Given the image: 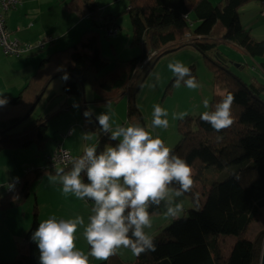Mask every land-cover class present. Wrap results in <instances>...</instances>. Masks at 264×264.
<instances>
[{
	"label": "trees",
	"instance_id": "trees-1",
	"mask_svg": "<svg viewBox=\"0 0 264 264\" xmlns=\"http://www.w3.org/2000/svg\"><path fill=\"white\" fill-rule=\"evenodd\" d=\"M127 1L133 45L140 48V54L131 59H117L109 67L96 28L84 31L67 49L51 53L40 62L17 97L4 95L9 102L0 107V152L29 148L36 142L44 144L48 120L39 118L27 122L31 116L26 119L24 116L40 92L54 78L63 77L65 72L68 74V78L63 79L66 95H78L85 100L84 88L91 85L96 93V103L127 96L128 121L143 124L136 94L144 75L165 53L185 46L194 47L204 54L217 85L224 91V94L214 96L209 111L223 95L231 93L234 96L231 105L233 123L217 132L201 119V115H187L178 120L180 140L171 150L186 159L193 171L194 185L185 195L196 208L184 210L180 218L154 235L156 251L135 255L133 264H260L264 230L254 238L249 237L248 231L264 212V85L253 79L244 82L230 71L228 62L233 60L224 61L220 57L222 45H230L251 57H264V39H256L252 29L246 28L241 20V8L253 0H221L216 4L211 0H191L190 6L187 0ZM82 2L93 25L98 27L97 3L93 0ZM190 12L194 14L193 19L189 17ZM113 19L111 17L107 22L109 32L116 30ZM260 67L264 71V62ZM191 70L194 75L195 68ZM91 122L84 115L85 129L91 128ZM20 126L21 129L16 130ZM97 135L99 152L110 140L100 128ZM48 155L42 164L27 169L14 190L0 189L1 213L6 214L24 203L31 195L33 185L47 176L46 172L54 174L48 164ZM63 167H70V164ZM196 182L200 183V189ZM195 193L199 194L198 198ZM149 211L153 216L161 211V207H152ZM39 222L36 203L32 225L22 244L25 253H20L13 261L0 259V264H40L38 245L31 239ZM204 222L213 227L207 230ZM221 235L236 238L228 256L223 254L219 243ZM95 264L129 263L113 255Z\"/></svg>",
	"mask_w": 264,
	"mask_h": 264
},
{
	"label": "rangeland",
	"instance_id": "rangeland-1",
	"mask_svg": "<svg viewBox=\"0 0 264 264\" xmlns=\"http://www.w3.org/2000/svg\"><path fill=\"white\" fill-rule=\"evenodd\" d=\"M56 1L70 7L72 2H79V4L86 9L82 0ZM93 1L96 2L99 7L100 17L98 19V27H95L91 19H89L86 21V24L78 28V31L82 30L83 32L91 28H96L98 30L100 33L102 53L109 59V67H112L117 59L126 60L139 55L140 48L133 45L132 24L127 12L128 1ZM211 1L216 4L221 0ZM187 3L189 6L192 4L191 0H187ZM260 9L262 8L259 0H253L241 8V18L243 25L252 29L253 36L256 37V39L262 40L264 39V14H262ZM10 10L12 11V9ZM111 17L114 18L113 20L116 23V30L113 34L107 29V22H110ZM189 17L191 19L194 18L193 12L189 13ZM12 37L17 38L13 32ZM80 37L81 35L75 40V43ZM61 39L62 38L59 39V42ZM49 43L50 42H48L46 45L47 47L44 48L45 50L42 49L44 50V57L56 50H64L75 44L72 42L73 44H68L66 46L62 44L60 48H52L51 45H48ZM220 51L225 54L224 57L227 59L226 61L233 60V62H228L229 69L233 75L240 77L244 82H249L250 79H253L264 85V71L260 67V63L264 62V57H251L230 45L220 46ZM0 53V75H4L3 71L8 67L7 62L11 57L4 54L1 46ZM32 54L36 53L34 52ZM170 61H180L190 69L195 68L194 75L200 86L193 90L187 88L185 84L181 82L180 86L177 87L175 85L176 77L167 67ZM155 73L159 74L160 79L158 82L155 79ZM12 83L13 85H18L19 78L14 77ZM63 83L62 77H56L50 82L33 113L30 115L31 117L29 116L30 118L27 121L30 122L39 118L48 120L49 129L47 140L44 144L36 142L29 148L8 149L0 152V181H4L0 184L1 191L6 190L5 185L12 183L16 177H22L28 168L42 164L45 161V155L53 153L61 143L65 149L69 150L75 157L81 156L87 146L93 144L97 146V131L100 126L96 117L102 112H107V108L105 107L107 102H95L96 93L91 85H86L84 88L85 100L78 95H66L63 91ZM0 84L2 83L0 82ZM24 86L21 89L12 88L0 90V93L6 96L17 97ZM221 91H223V89L217 85L214 73L208 67L204 54L194 47L185 46L165 53L157 59L153 67L147 71L142 79L141 87L136 94V104L147 130L152 132L153 135H159L164 140L165 144L172 149L180 140V134L178 132L179 119L174 118V114L187 112V115H201L204 111H209L210 102L214 96L220 94ZM262 98L264 101V95ZM205 99L209 100L208 109H205L203 106V101ZM110 103L115 113V115L111 116L110 120L113 128H115L117 124H131L127 118L128 97L119 98L116 101H110ZM157 104L168 112L167 119L169 123L167 128L151 127L152 113L154 106ZM86 109L92 110L90 129H85L83 125L84 112ZM21 127L22 126L16 130H20ZM85 134L90 135L92 139H83ZM113 142L118 143V141H109L106 144H113ZM195 184L196 187L199 189L201 188L199 182ZM61 187L62 186L59 184L54 186L50 185L48 176H45L42 181L33 185L31 195L24 203L12 208L6 214L0 212V259L2 261H13L20 253H25V250L22 248L24 235L26 233L24 231L27 226L30 228L32 225L36 203L38 205L40 221L52 215H55L57 218L65 219L75 218L77 215H80L84 217L85 224L88 223V217L91 214L93 202H88L87 200L82 201L72 195L65 197L60 190ZM179 199L183 200L184 210L196 208L188 196L184 195ZM151 219L152 228L145 229V231L152 236L157 235L165 226L169 225L174 220L165 215L163 206H161V211L159 213L151 216ZM204 225H206L207 230L208 227H213L210 223L206 222H204ZM263 230L264 212L250 225L248 235L254 238ZM83 231L84 226H78V230L75 234L76 246L87 254L90 251V246L83 236ZM233 237L234 236L231 235H221L219 238V243L225 256H228L230 252L232 247L231 238ZM116 255L129 264H133L136 260L135 255L128 248L119 249ZM89 261L90 264H95L101 260L89 257Z\"/></svg>",
	"mask_w": 264,
	"mask_h": 264
},
{
	"label": "clouds",
	"instance_id": "clouds-1",
	"mask_svg": "<svg viewBox=\"0 0 264 264\" xmlns=\"http://www.w3.org/2000/svg\"><path fill=\"white\" fill-rule=\"evenodd\" d=\"M167 67L176 77L177 87L181 82L193 90L200 86L182 62L170 61ZM154 75L158 82L159 74ZM62 78L67 79L68 74L65 72ZM233 101L231 93L223 95L213 110L201 114V119L217 132L230 127ZM8 102L0 93V107ZM203 106L209 108L208 99ZM105 107L107 112L98 114L96 119L109 140L118 143H108L99 152L96 145L87 146L81 156L70 159V167L60 166L53 156L54 174L46 172L49 184L61 185L65 197L90 200L93 206L87 224L80 215L70 219L52 215L39 222L31 239L38 245L40 264H90L89 257L106 261L121 248L130 249L136 256L155 252L154 237L145 231L152 228L149 209L163 206L165 215L173 219L180 218L184 211L179 198L191 192L194 185L186 159L174 154L159 135H153L145 126L126 123L113 128L110 120L115 113L111 103ZM187 114L180 112L174 118L183 119ZM84 115L90 121L92 110L86 109ZM167 116L166 109L155 105L151 127L167 128ZM83 139L92 137L85 134ZM18 180L16 177L5 187L14 190ZM198 195L194 194L197 198ZM78 226H84L83 236L90 246L87 254L76 246Z\"/></svg>",
	"mask_w": 264,
	"mask_h": 264
},
{
	"label": "crops",
	"instance_id": "crops-1",
	"mask_svg": "<svg viewBox=\"0 0 264 264\" xmlns=\"http://www.w3.org/2000/svg\"><path fill=\"white\" fill-rule=\"evenodd\" d=\"M20 1L21 3L16 8H12V11L9 9L7 10L8 12H3L6 27L22 42L35 44L39 40H47L51 37L53 41L48 45H51L52 48H60L62 44L66 46L73 44L72 42L75 43V40L84 31L88 30L86 29L83 32L82 30L78 31V28L86 24V21L90 19L85 7L79 4V2H72L70 7L65 4H60L56 0ZM259 2L262 8V1L259 0ZM60 38L62 39L59 42ZM44 50L35 49L29 54L21 56L8 55L11 58L7 62L8 67L3 71L4 75H0V82L2 83L0 84V90L12 88L21 89L25 84L27 85L40 62L49 56L45 55L46 57H44ZM34 52L36 54H32ZM14 77L19 78L18 85H13L12 79ZM220 94H224V91H221ZM3 182L0 181V184ZM27 228L28 226L24 232H26ZM231 242L233 246L236 238H231Z\"/></svg>",
	"mask_w": 264,
	"mask_h": 264
},
{
	"label": "built area",
	"instance_id": "built-area-1",
	"mask_svg": "<svg viewBox=\"0 0 264 264\" xmlns=\"http://www.w3.org/2000/svg\"><path fill=\"white\" fill-rule=\"evenodd\" d=\"M19 3H21L20 0H0V46L2 47L3 52L7 55L21 56L29 54L35 49H44L48 42L53 41L50 37L47 40H39L33 44L22 42L18 38L12 37V32L6 27L3 11L16 8ZM262 14H264V0ZM110 33L113 34V31H110ZM53 156L55 157L56 162L60 163V166H67L70 164L69 161L71 158H77L69 150L65 149L62 144H60L47 159L51 168H53Z\"/></svg>",
	"mask_w": 264,
	"mask_h": 264
},
{
	"label": "water",
	"instance_id": "water-1",
	"mask_svg": "<svg viewBox=\"0 0 264 264\" xmlns=\"http://www.w3.org/2000/svg\"><path fill=\"white\" fill-rule=\"evenodd\" d=\"M220 57L225 61V57L220 55ZM45 91V90H44ZM44 91L40 92L39 96L37 97V99L35 100V102L32 104L31 108L29 109V111L27 112V114L24 116V119L28 118L34 111V109L36 108L38 102L40 101V99L42 98ZM84 95H85V89H84ZM142 126H145L144 123L142 124ZM260 264H264V239L262 242V251H261V259H260Z\"/></svg>",
	"mask_w": 264,
	"mask_h": 264
}]
</instances>
